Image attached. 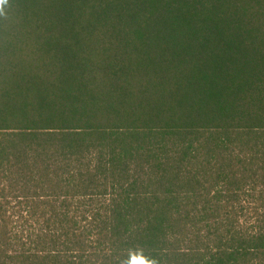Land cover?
Wrapping results in <instances>:
<instances>
[{"label": "trees", "instance_id": "trees-1", "mask_svg": "<svg viewBox=\"0 0 264 264\" xmlns=\"http://www.w3.org/2000/svg\"><path fill=\"white\" fill-rule=\"evenodd\" d=\"M0 264H264V0H0Z\"/></svg>", "mask_w": 264, "mask_h": 264}]
</instances>
